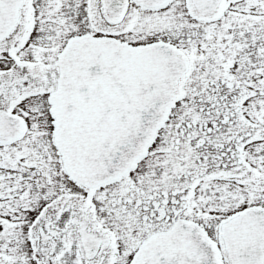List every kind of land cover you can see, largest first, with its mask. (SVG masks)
I'll list each match as a JSON object with an SVG mask.
<instances>
[{"label":"snow or ice","instance_id":"snow-or-ice-1","mask_svg":"<svg viewBox=\"0 0 264 264\" xmlns=\"http://www.w3.org/2000/svg\"><path fill=\"white\" fill-rule=\"evenodd\" d=\"M0 264H264V0H0Z\"/></svg>","mask_w":264,"mask_h":264}]
</instances>
